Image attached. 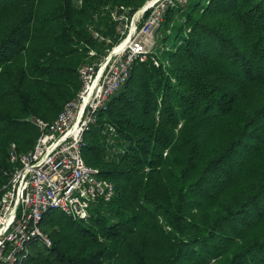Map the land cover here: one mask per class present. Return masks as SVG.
Wrapping results in <instances>:
<instances>
[{
  "label": "trees",
  "instance_id": "obj_1",
  "mask_svg": "<svg viewBox=\"0 0 264 264\" xmlns=\"http://www.w3.org/2000/svg\"><path fill=\"white\" fill-rule=\"evenodd\" d=\"M147 1L0 0V199L12 144L32 149L33 119L54 120L121 40L110 8ZM158 32L84 135L114 197L86 219L46 213L52 245L25 264H264V0H187Z\"/></svg>",
  "mask_w": 264,
  "mask_h": 264
},
{
  "label": "built area",
  "instance_id": "obj_2",
  "mask_svg": "<svg viewBox=\"0 0 264 264\" xmlns=\"http://www.w3.org/2000/svg\"><path fill=\"white\" fill-rule=\"evenodd\" d=\"M186 2L148 0L132 14L118 5L110 8L122 23L121 40L79 68L81 88L54 120L33 119L40 135L32 149L19 152L12 144L9 159L15 168L0 199V264H25L35 241L52 245L41 227L49 211L86 219L96 203L114 197L115 184L84 159V135L129 79L133 66L155 51V34L167 12ZM95 36L104 39L99 32ZM90 54L97 52L92 49ZM153 60L160 65L156 56Z\"/></svg>",
  "mask_w": 264,
  "mask_h": 264
},
{
  "label": "rangeland",
  "instance_id": "obj_3",
  "mask_svg": "<svg viewBox=\"0 0 264 264\" xmlns=\"http://www.w3.org/2000/svg\"><path fill=\"white\" fill-rule=\"evenodd\" d=\"M159 35H160L159 32L155 34L156 48L159 47L160 45ZM39 242L43 244L42 241H39Z\"/></svg>",
  "mask_w": 264,
  "mask_h": 264
}]
</instances>
